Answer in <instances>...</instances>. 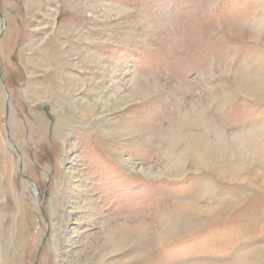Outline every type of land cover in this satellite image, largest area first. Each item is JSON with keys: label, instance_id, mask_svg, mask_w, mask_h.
Returning <instances> with one entry per match:
<instances>
[{"label": "rangeland", "instance_id": "374dc122", "mask_svg": "<svg viewBox=\"0 0 264 264\" xmlns=\"http://www.w3.org/2000/svg\"><path fill=\"white\" fill-rule=\"evenodd\" d=\"M0 264H264V0H0Z\"/></svg>", "mask_w": 264, "mask_h": 264}, {"label": "bare ground", "instance_id": "6f19581e", "mask_svg": "<svg viewBox=\"0 0 264 264\" xmlns=\"http://www.w3.org/2000/svg\"><path fill=\"white\" fill-rule=\"evenodd\" d=\"M220 143H221V142H218V143H217V146L220 147ZM217 146H216V148H213L212 151L215 152V153H214L215 155L220 156V157H221V160H223L224 155H223L222 153H219V150H221V149H220L219 147H217ZM235 154H237V153H235ZM238 157H239V156H238ZM236 169H238V168H236ZM252 174H253V173H252ZM252 176H253V178L255 179V174H253Z\"/></svg>", "mask_w": 264, "mask_h": 264}]
</instances>
